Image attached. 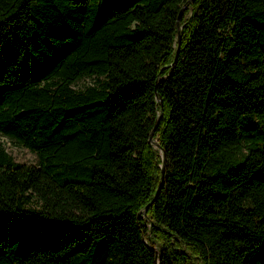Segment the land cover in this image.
I'll return each mask as SVG.
<instances>
[{
    "label": "trees",
    "instance_id": "1",
    "mask_svg": "<svg viewBox=\"0 0 264 264\" xmlns=\"http://www.w3.org/2000/svg\"><path fill=\"white\" fill-rule=\"evenodd\" d=\"M0 133V264H264V0H0Z\"/></svg>",
    "mask_w": 264,
    "mask_h": 264
},
{
    "label": "rangeland",
    "instance_id": "2",
    "mask_svg": "<svg viewBox=\"0 0 264 264\" xmlns=\"http://www.w3.org/2000/svg\"><path fill=\"white\" fill-rule=\"evenodd\" d=\"M92 80H93V77L85 76L79 79L77 83L84 84L87 82H91ZM0 140L4 142L5 147L8 149V151H10L14 155L15 159L20 160V161H25V162L37 163L38 161L37 154L32 149H30L28 146L22 143H17L10 136H7L1 133H0Z\"/></svg>",
    "mask_w": 264,
    "mask_h": 264
},
{
    "label": "water",
    "instance_id": "3",
    "mask_svg": "<svg viewBox=\"0 0 264 264\" xmlns=\"http://www.w3.org/2000/svg\"><path fill=\"white\" fill-rule=\"evenodd\" d=\"M182 10H183V6L181 7L180 9V12L178 14V17H177V34H176V40H177V48H176V53H175V57L173 58V60L171 61V65H174V63L176 62V58H177V52H178V49H179V46H180V40H181V24H180V19H181V13H182ZM157 98L162 101L161 97L159 94H157ZM158 119H159V116L157 117L156 121H155V124L153 126V128L151 129L150 131V135H149V139L152 140L155 144H158V141H156V139L153 138V131L155 129V127L157 126L158 124ZM165 160H166V157L165 155L163 154V162L161 163V176L163 177L164 176V170H165ZM161 188V181L158 182V185H157V188H156V191L153 195V198L145 205V207L142 209L143 211L146 210L148 204L157 196L159 190Z\"/></svg>",
    "mask_w": 264,
    "mask_h": 264
}]
</instances>
